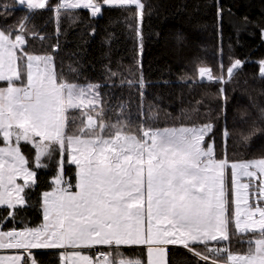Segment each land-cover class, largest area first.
<instances>
[{
  "label": "snow or ice",
  "instance_id": "1",
  "mask_svg": "<svg viewBox=\"0 0 264 264\" xmlns=\"http://www.w3.org/2000/svg\"><path fill=\"white\" fill-rule=\"evenodd\" d=\"M13 3L25 14L15 25L0 27V132L5 142L13 135L16 140L15 147L0 148V205L14 209L0 220V249L23 252L0 255V264H39L32 249H62L64 264H145L122 254L124 247L136 245L145 247L146 264H168V246L173 245L199 261L211 259V264H264V180L252 183L264 177V157L231 162L214 158L208 143L215 134L211 118L199 125L137 127L135 132L122 119L112 123L100 85L66 81L56 70L55 46L42 53L28 50V39L37 35L31 21L38 10L53 11L58 36L62 16L90 10L95 18L105 5L132 10L142 22V0ZM10 8L0 0V17ZM259 64L264 78V61ZM241 66L235 60L227 75L233 77ZM199 76L229 83L206 66L200 67ZM136 83L143 96V78ZM219 93L226 101V88ZM222 135L230 133L225 129ZM21 140L35 149L34 159L21 153ZM50 161L56 170L36 205L42 223L32 227L25 214L39 185L36 169H48ZM65 164L75 165V183ZM18 177L23 184L16 183ZM250 194L255 203H250ZM9 222L24 227L4 230ZM233 238L243 240L247 250L232 251ZM84 249H97L98 257L85 255Z\"/></svg>",
  "mask_w": 264,
  "mask_h": 264
},
{
  "label": "trees",
  "instance_id": "2",
  "mask_svg": "<svg viewBox=\"0 0 264 264\" xmlns=\"http://www.w3.org/2000/svg\"><path fill=\"white\" fill-rule=\"evenodd\" d=\"M6 2L11 5L9 14L0 17V27L5 28L15 25L25 14V9L13 0ZM142 2V22L128 9L102 7L101 15L95 18L90 10L74 11L71 16L61 17L58 36L53 11L38 10L31 21L37 35L28 39V50L42 53L55 46L56 70L66 81L100 85L105 114L112 123L122 119L135 132L144 124L152 129L179 128L206 123L211 118L215 134L208 143L213 146L214 158L231 162L264 157V78L259 64L264 61V0ZM50 4L55 5L56 0H50ZM235 60H240L242 66L229 77L227 68ZM204 66L229 83L201 78L199 69ZM113 72L117 75L112 76ZM141 77L143 96L136 83ZM221 87L226 88V101L220 97ZM225 129L230 133L227 138L222 135ZM20 148L26 158L34 159L35 152L28 144ZM74 169L65 164L66 175L73 183ZM55 170V161H50L46 170L36 169L39 185L31 193L32 207L25 214L32 227L42 223L41 208L36 205L41 193L49 190ZM13 211L0 208V220L10 217ZM22 227L9 222L4 230ZM231 250L246 251L247 244L233 238ZM33 254L39 264L62 262L59 251ZM122 254L127 260L139 259L146 264L144 249H123ZM167 261L206 264L181 248H168Z\"/></svg>",
  "mask_w": 264,
  "mask_h": 264
},
{
  "label": "crops",
  "instance_id": "3",
  "mask_svg": "<svg viewBox=\"0 0 264 264\" xmlns=\"http://www.w3.org/2000/svg\"><path fill=\"white\" fill-rule=\"evenodd\" d=\"M16 183L17 184H23L24 183L23 178L18 177L16 179ZM73 191H75V189H73ZM1 206L2 205H0V207ZM209 243L210 244H214L216 242H209ZM99 247L100 246H97V248H99ZM197 247H202V246H197ZM168 248H183V247L182 246H179V245H173V246H168ZM124 249H144L145 252H146V249H145V247L143 245L126 246V247H124ZM31 251H32V253H34L36 251H59L60 253H62L64 250H62V249H32ZM90 251H92V249H84L83 250V252H84L85 255L93 256V254ZM22 252H23L22 249H0V255H4V256L17 255V254H20ZM146 257H147V254H146ZM166 260H167V256H166ZM61 264H64L63 260H62Z\"/></svg>",
  "mask_w": 264,
  "mask_h": 264
},
{
  "label": "rangeland",
  "instance_id": "4",
  "mask_svg": "<svg viewBox=\"0 0 264 264\" xmlns=\"http://www.w3.org/2000/svg\"><path fill=\"white\" fill-rule=\"evenodd\" d=\"M58 2V0H56V3ZM18 6V5H17ZM18 7H20V6H18ZM103 7H108V6H103ZM132 7H134V6H132ZM204 79H206V80H208L206 77H204ZM209 81V80H208ZM87 85V84H86ZM81 86H83V85H81ZM142 113H143V120H145L144 118H145V108L143 107V110H142ZM142 127H147L145 124L142 126ZM0 138H1V141H2V145L0 146V148H3V147H15L16 146V140H15V135H13V137H12V139L10 140V141H8V142H5L4 140H3V133L2 132H0ZM21 144H26V143H24V141L23 140H21L20 141V145ZM19 145V146H20ZM31 148H33L32 147V145H30V144H28ZM21 149V148H20ZM33 150H34V152H35V149L33 148ZM22 153V152H21ZM69 165H71V164H69ZM71 166H74L75 167V165H71ZM230 171V170H229ZM261 180H264V177H258V178H256V179H254L253 181H252V183L254 184V185H258L260 182H261ZM242 181L243 182H248V178L247 177H242ZM249 201H250V203H255L256 202V197L254 196V195H252V194H250L249 195ZM261 202H264V201H261ZM0 208H7L6 206H1ZM8 209H10V208H8ZM10 210H13V209H10ZM182 249V248H181ZM186 252H187V250H186ZM191 254V253H190ZM192 255V254H191ZM193 257H195L194 255H192ZM196 258V257H195Z\"/></svg>",
  "mask_w": 264,
  "mask_h": 264
},
{
  "label": "built area",
  "instance_id": "5",
  "mask_svg": "<svg viewBox=\"0 0 264 264\" xmlns=\"http://www.w3.org/2000/svg\"><path fill=\"white\" fill-rule=\"evenodd\" d=\"M212 245H215V244H212ZM182 249L185 250L184 248H182ZM92 252H93V256H97L98 257V251H97V249H92ZM209 255L211 256L212 254L209 253ZM196 259H198V258L196 257ZM202 262L203 263H206V264H211V259L209 261H207V262H204V261H202Z\"/></svg>",
  "mask_w": 264,
  "mask_h": 264
}]
</instances>
